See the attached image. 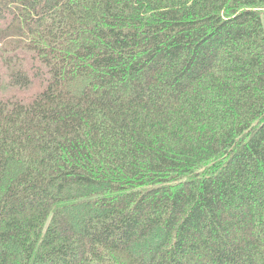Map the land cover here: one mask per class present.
I'll list each match as a JSON object with an SVG mask.
<instances>
[{"label":"trees","instance_id":"16d2710c","mask_svg":"<svg viewBox=\"0 0 264 264\" xmlns=\"http://www.w3.org/2000/svg\"><path fill=\"white\" fill-rule=\"evenodd\" d=\"M0 264H264V0H0Z\"/></svg>","mask_w":264,"mask_h":264}]
</instances>
